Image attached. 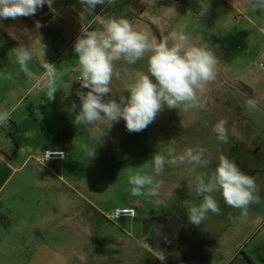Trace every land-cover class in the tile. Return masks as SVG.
Listing matches in <instances>:
<instances>
[{"label":"rangeland","instance_id":"obj_1","mask_svg":"<svg viewBox=\"0 0 264 264\" xmlns=\"http://www.w3.org/2000/svg\"><path fill=\"white\" fill-rule=\"evenodd\" d=\"M228 9L227 0H212L210 24L200 22L197 38L191 40L208 44L219 60L216 79L200 94L205 107L187 111L183 106L177 110L165 107L138 133L127 131L123 119L110 128L99 125V130L97 126L74 123L80 106L76 92L71 91L78 75L74 44L82 27H67L69 39L54 45L57 54L53 62L62 76L55 100L45 108V115L36 114L26 121L13 118L16 120L10 119L9 127L0 128L3 146L15 148L14 138L18 145L36 143L42 149L52 147V151L65 153L63 161L51 162L33 158L25 163L26 156L21 155L11 164L15 170L5 171L4 178L11 176L0 194V264L207 263L210 254L205 249L198 251V244L205 247V238L218 239L226 214L241 210L226 205L217 192L214 197L220 214L209 212L199 226L190 223L184 203L202 201L194 191L196 178L210 176L224 155L255 178L260 201L264 198V171L260 170L263 157L255 152L257 142L264 146V102L258 93L264 91V8L260 18L250 13L256 18L251 23L244 21L245 31L251 36L244 41L223 34L222 15ZM235 19L240 17L236 15ZM86 27L99 31L96 25ZM117 69L121 76L113 80L115 99L127 95L138 72L147 73V57L135 65L118 62ZM6 97L2 98L0 92V101L6 99L4 109L10 110L9 100L14 96ZM40 97L45 98L40 94L28 98L27 106ZM249 98L258 101L256 109L247 105ZM220 119L227 121V143L219 141L213 131ZM15 121L19 124L15 132L20 135L10 129ZM28 129L36 136L25 138L21 132ZM258 132L262 134L256 135ZM198 147L206 150L207 166L166 164L156 176L145 164L156 152L170 158V151L179 155L187 148ZM136 172L154 176L160 183L158 195H131L128 176ZM260 201L248 210L264 212ZM127 207L136 210L135 218H112L116 209ZM167 214L180 222V229L170 241L157 244L153 240L158 237L156 224L162 223Z\"/></svg>","mask_w":264,"mask_h":264},{"label":"clouds","instance_id":"obj_2","mask_svg":"<svg viewBox=\"0 0 264 264\" xmlns=\"http://www.w3.org/2000/svg\"><path fill=\"white\" fill-rule=\"evenodd\" d=\"M252 2L257 7L264 8V0ZM52 3L53 0H0V19L31 16L38 7L45 4L51 9ZM79 3L92 15L97 5H111L115 0H79ZM95 18L101 30H90L89 27L82 26L74 44V52L78 58L75 69L78 76L75 80L80 83V89L76 92L80 106L74 116L77 126L93 125L99 130V125L107 124L110 128L123 119L127 131L138 133L152 124L165 107L177 110L183 106L185 111L205 107L200 94L216 79L219 63L208 44L193 43L183 32L162 34L157 38L148 32L137 31L127 18L116 15H95ZM13 55L25 76L29 80L35 79L36 74L28 66L33 60L30 49L21 44L14 48ZM145 57L147 73L138 72L135 81L127 88V95L113 98V80L121 76L117 63L135 65ZM40 64L44 69L40 79L46 81L47 88L44 96L48 101H54L55 93L60 90L57 83L62 76L58 74L56 66L45 59ZM3 78L10 80L12 77L10 73H6ZM246 103L251 109L258 106V101L254 98L247 99ZM10 119V110H0V128L9 127ZM226 125L227 121L220 119L213 126L217 139L224 143H227L229 137ZM232 134H237L235 129ZM205 151L200 147L187 148L179 155L170 151V158L156 152L145 164L153 169L156 176L163 172L166 164L207 166ZM44 154L45 161L53 154L64 156V153H53L52 150L44 151ZM93 155L94 150L90 156ZM128 183L133 196H155L160 188V183L153 175L141 172L130 173ZM194 191L197 196L202 197V201L192 205L184 203V206L189 222L196 226L207 218L209 212L220 214L221 209L214 197L217 192L226 205L240 209L243 217L248 215L252 204L260 201L255 178L243 172L234 160L224 155L219 157V163L210 176L196 178Z\"/></svg>","mask_w":264,"mask_h":264},{"label":"crops","instance_id":"obj_3","mask_svg":"<svg viewBox=\"0 0 264 264\" xmlns=\"http://www.w3.org/2000/svg\"><path fill=\"white\" fill-rule=\"evenodd\" d=\"M227 3L229 9L222 15L223 34L232 35L243 41L245 38L250 39L251 36L245 31L244 21L251 23L252 18H256L255 15L260 18L262 8L257 7L252 0H227ZM45 6L48 9L47 14L51 16L45 24H39L32 15L0 19V92L2 98L7 95L14 96L8 104L10 106L12 104L11 120L26 121L36 114L45 115V108L52 104L46 97L30 102L29 106L26 103L28 98L34 99L38 94L42 96L47 91L46 81L40 79L44 73L40 61L45 59L48 63L54 64L53 59L57 54L54 53V45L59 40L69 39L67 27L96 25L101 30L95 15H116L127 18L137 31L148 32L157 38L162 34L183 32L194 40L197 38L199 23L206 22L204 26H207L212 17V0H115L111 5L107 3L97 5L92 15L84 10L79 0H53L51 9L47 4ZM236 15L240 19H235ZM234 25L236 31L233 34L231 31ZM55 32L57 36L54 38ZM21 44L28 47L33 54V60L28 66L36 74L35 79L29 80L25 76L13 55L14 48ZM6 73L11 74L10 80L3 78V74ZM74 83L71 91L75 93L80 86L76 80ZM258 93L260 100L264 102V91L259 90ZM5 101L6 99L0 101V110H4ZM16 123L18 122L15 121V125L10 128L12 132L19 128V124ZM21 134L28 139L36 136V132L30 129L23 130ZM260 134L262 133H256ZM14 135L20 134L15 132ZM12 141L15 148L10 145L3 146L0 138V194L11 176L9 174L8 178H4L5 171L15 170L11 164L18 156H26L25 163L33 158L39 161L38 154L52 149V147L42 149L37 147L36 143L18 145L14 138ZM257 144L259 146L255 152L263 157L260 170L264 171V146H260L258 142ZM11 152L14 157H11ZM261 185L264 186V182ZM260 202L264 204V198ZM226 219L227 221L221 225L218 239L210 241L205 238V247L201 243L197 246L198 251L205 249L210 254L206 264H264V212L248 210V215L243 217L241 211H229Z\"/></svg>","mask_w":264,"mask_h":264},{"label":"water","instance_id":"obj_4","mask_svg":"<svg viewBox=\"0 0 264 264\" xmlns=\"http://www.w3.org/2000/svg\"><path fill=\"white\" fill-rule=\"evenodd\" d=\"M47 11H48L47 6L44 5L43 7H38L36 13L32 16L39 24H45L51 17L49 14H47ZM179 227H180V222L174 221L172 223V228L168 229V231L167 229L163 231V234L166 237L167 241L173 238Z\"/></svg>","mask_w":264,"mask_h":264},{"label":"built area","instance_id":"obj_5","mask_svg":"<svg viewBox=\"0 0 264 264\" xmlns=\"http://www.w3.org/2000/svg\"><path fill=\"white\" fill-rule=\"evenodd\" d=\"M77 83L80 86V83L78 81ZM55 152L56 151H53V153ZM59 152L64 153L63 151H59ZM64 159H65V153L63 157L53 154L52 156L49 157L48 160L45 161V154H44L43 157L40 159V162L63 161ZM135 217H136V210L130 207L116 209L112 215L113 219H121V218L133 219Z\"/></svg>","mask_w":264,"mask_h":264},{"label":"flooded vegetation","instance_id":"obj_6","mask_svg":"<svg viewBox=\"0 0 264 264\" xmlns=\"http://www.w3.org/2000/svg\"><path fill=\"white\" fill-rule=\"evenodd\" d=\"M162 219H164L162 223L160 222L156 224V231L158 233V237H156V239H153L156 241V243L166 241V237L164 236L163 231L166 229L168 231V229L172 228V223L174 222L170 214L165 215Z\"/></svg>","mask_w":264,"mask_h":264}]
</instances>
